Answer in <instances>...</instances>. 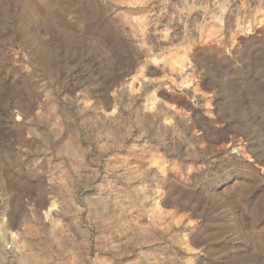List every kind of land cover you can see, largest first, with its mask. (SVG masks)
<instances>
[{"label":"rangeland","instance_id":"obj_1","mask_svg":"<svg viewBox=\"0 0 264 264\" xmlns=\"http://www.w3.org/2000/svg\"><path fill=\"white\" fill-rule=\"evenodd\" d=\"M254 18L264 0H0V264H264Z\"/></svg>","mask_w":264,"mask_h":264},{"label":"built area","instance_id":"obj_2","mask_svg":"<svg viewBox=\"0 0 264 264\" xmlns=\"http://www.w3.org/2000/svg\"><path fill=\"white\" fill-rule=\"evenodd\" d=\"M5 215L6 211L0 208V251L3 253L10 252L13 248V241L7 234H5Z\"/></svg>","mask_w":264,"mask_h":264},{"label":"bare ground","instance_id":"obj_3","mask_svg":"<svg viewBox=\"0 0 264 264\" xmlns=\"http://www.w3.org/2000/svg\"><path fill=\"white\" fill-rule=\"evenodd\" d=\"M264 19L263 18H261V19H259V18H254L253 19V23H255V24H260V23H262V21H263ZM250 26H251V24H250V21H247V24H246V31H249L248 29L250 28ZM52 204L50 205V206H48L47 208H46V211L44 212V214H48L50 211H51V209H52ZM10 235L12 236V237H16V235H15V233H13V232H10Z\"/></svg>","mask_w":264,"mask_h":264}]
</instances>
